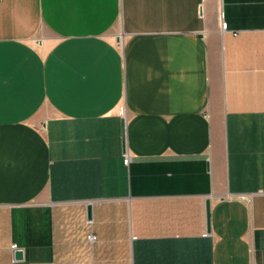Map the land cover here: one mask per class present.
<instances>
[{
    "label": "crops",
    "instance_id": "0c3cea01",
    "mask_svg": "<svg viewBox=\"0 0 264 264\" xmlns=\"http://www.w3.org/2000/svg\"><path fill=\"white\" fill-rule=\"evenodd\" d=\"M0 264H264V0H0Z\"/></svg>",
    "mask_w": 264,
    "mask_h": 264
},
{
    "label": "water",
    "instance_id": "95a60500",
    "mask_svg": "<svg viewBox=\"0 0 264 264\" xmlns=\"http://www.w3.org/2000/svg\"><path fill=\"white\" fill-rule=\"evenodd\" d=\"M210 201H207V225H208V229L209 230L211 228V217L210 216ZM92 205L89 204L87 209H88V218L89 219H92ZM15 255H16V258L19 259V258H22L23 257V251L22 249L18 248V250H16L15 252Z\"/></svg>",
    "mask_w": 264,
    "mask_h": 264
},
{
    "label": "built area",
    "instance_id": "2783aa9c",
    "mask_svg": "<svg viewBox=\"0 0 264 264\" xmlns=\"http://www.w3.org/2000/svg\"><path fill=\"white\" fill-rule=\"evenodd\" d=\"M221 26L225 30H227V28H228V24H227V22L225 20H222ZM124 155H125V158H124L125 163L129 164L130 160H131L130 155L128 153H125ZM88 238H89V240L93 241L96 238V236L92 235V234H89ZM17 248H18L17 245H13L12 246V249H17Z\"/></svg>",
    "mask_w": 264,
    "mask_h": 264
}]
</instances>
